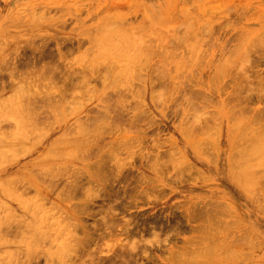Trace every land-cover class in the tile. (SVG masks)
Masks as SVG:
<instances>
[{"label":"rangeland","instance_id":"rangeland-1","mask_svg":"<svg viewBox=\"0 0 264 264\" xmlns=\"http://www.w3.org/2000/svg\"><path fill=\"white\" fill-rule=\"evenodd\" d=\"M262 81L264 0H0V263L264 264Z\"/></svg>","mask_w":264,"mask_h":264},{"label":"bare ground","instance_id":"bare-ground-1","mask_svg":"<svg viewBox=\"0 0 264 264\" xmlns=\"http://www.w3.org/2000/svg\"><path fill=\"white\" fill-rule=\"evenodd\" d=\"M115 29H116V28H115ZM117 29H118V28H117ZM117 29H116V30H117ZM118 30H119L118 33H120V29H118ZM124 30L126 31V28H124ZM111 31H113V29H112ZM111 31H110V32H111ZM129 32H130V31H128V29H127V33H129ZM125 33H126V32H125ZM112 34H113V32H112ZM112 34H111V35H112ZM121 35H122V34H121ZM127 35H128V34H127ZM114 36H115V35H114ZM124 36H126V35H124ZM111 37H112V36H111ZM118 37H119V39L121 38L120 36H118ZM122 37H123V36H122ZM114 38H115V37H113V39H114ZM116 38H117V37H116ZM124 38H125V37H124ZM130 38H131V37H130ZM133 38H134V37H133ZM133 38H132V39H133ZM119 39H118V40H119ZM121 39H122V38H121ZM110 40H111V39H110ZM128 40H129V38H128ZM148 40H149V39H148ZM104 41H105V40H104ZM107 41L110 42V41L108 40V37H107ZM112 41H114V40H112ZM116 41H117V39H116ZM116 41H115V43L117 44ZM119 41H120V40H119ZM123 41H124V39H123ZM125 41H126V40H125ZM135 41H136V40H135ZM146 41H147V40H146ZM151 41H152V40H151ZM105 42H106V41H105ZM131 42H132V41H131ZM131 42H130V43H131ZM148 42H149V41H148ZM121 43H124V42H121ZM121 43H120V44H121ZM125 43H126V42H125ZM149 43H150V42H149ZM102 44H103V43H102ZM128 44H129V43H127V46H128ZM132 44H133V43H131L130 45H132ZM110 45H111V44H109V46H110ZM112 45H113V44H112ZM114 45H115V44H114ZM114 45H113V47H114ZM143 45H145V44H143ZM105 46H106V45H105ZM116 46H117V45H116ZM132 46H133V45H132ZM141 46H142V45H141ZM147 46H148V45H147ZM147 46H146V47H147ZM150 46H151V45H150ZM111 47H112V46H111ZM128 47H129V46H128ZM144 47H145V46H144ZM144 47H142V48H143V49H147V48H144ZM129 48H130V47H129ZM132 48H133V47H132ZM132 48H131V49H132ZM143 49H142V50H143ZM126 50H127V49H126ZM129 50H130V49H129ZM137 50H138V49H137ZM111 51H112V48H111ZM133 51H134V48H133ZM135 51H136V50H135ZM244 53H245V52H244ZM244 53H243V54H244ZM240 54H241V53H240ZM241 56H243V55H241ZM231 58H232V57H231ZM231 58H230V59H231ZM197 59H198V58H197ZM234 59L236 60L235 57H234ZM195 60H196V59H195ZM231 60H232V59H231ZM226 61H227V60H226ZM233 62H234V60H233ZM236 62H237V61H236ZM223 63H224V62H223ZM225 64L228 65V63H225ZM220 65H221V64H220ZM217 67H218V66H217ZM226 67H227V66H226ZM50 68H51V67H50ZM223 68H224V67H223ZM223 68H222V69H223ZM44 69H45V68H44ZM51 69H52V68H51ZM55 69H56L55 72L57 73L58 68H55ZM216 69H217V68H216ZM222 69H221V71H222ZM225 69H226V68H224V70H225ZM46 70H47V69H46ZM46 70H45V71H46ZM226 70H227V69H226ZM226 70H225V71H226ZM50 71H51V70H50ZM53 71H54V68H53L51 74L53 73ZM215 71L217 72V70H215ZM219 71H220V69H219ZM219 71H218V73H219ZM221 71H220L219 74L222 73ZM227 71H228V70H227ZM227 71H226V72H227ZM228 72H229V71H228ZM46 73H48V71H47ZM46 73H45V74H46ZM224 73H225V72H224ZM224 73H222V74H224ZM230 73H231V72H229V74H230ZM49 74H50V72H49ZM51 74H50V75H51ZM54 74H55V73H53V76H54ZM46 75H47V74H46ZM68 75H69V74H68ZM71 75H72V74H71ZM212 75H213V73H212ZM48 76H49V75H48ZM72 76H73V75H72ZM72 76H71V77H72ZM244 76H246V78L249 77V75L247 76V75H245V74H244ZM244 76H243V77H244ZM49 77H50V76H49ZM51 77H52V75H51ZM54 77H55V76H54ZM54 77H53V78H54ZM53 78H52V79H53ZM67 78H70V76L67 77ZM72 78H73V77H72ZM212 78H213V77H212ZM250 78H251V77H250ZM250 78H248V79H250ZM49 79H50V78H49ZM54 79H55V78H54ZM68 80H69V79H68ZM70 80H73V79L70 78ZM236 80H237V79H236ZM236 80H235L236 84H237V82H238V85H240V84H241V83L239 82L240 80H237V81H236ZM241 80H242V79H241ZM211 82H213V81H211ZM214 82H215V81H214ZM235 82H234V84H235ZM245 82H246V83L249 82L248 85L253 86V83L251 84L250 80H247V81H245ZM47 83H48V80H47ZM69 83H70V81H69ZM216 83H217V82H215V84H216ZM220 83H221V82H220ZM239 83H240V84H239ZM259 83H260V82H259ZM34 84H35V83H34ZM36 84H37V83H36ZM210 84H211V83H210ZM215 84H214V85H215ZM224 84H225V83H224ZM230 84H231V83H230ZM260 84H261V83H260ZM262 84L264 85L263 81H262ZM70 85H71V84H70ZM73 85H74V82H73ZM212 85H213V84H212ZM238 85L234 88V91H235V89H237ZM248 85H246V86H248ZM263 85L261 86V88L263 87ZM30 86H31V85H30ZM32 86H33V84H32ZM34 86H35V85H34ZM215 86H216V85H215ZM221 86H222V85H221ZM255 86H258V85H255ZM216 87H217V86H216ZM227 87H229V86L227 85ZM239 87L242 88V84H241V86H239ZM239 87H238V88H239ZM221 88H222V87H221ZM221 88H220V89H221ZM259 88H260V86H259ZM261 88H260V90H262ZM224 89H226V88L224 87ZM222 90H223V88H222ZM238 90H239V89H238ZM242 90H243V89H242ZM260 90H258V92H259L260 94H258V93L256 92V93L258 94L259 97H260V95L263 96V94H264L263 92H260ZM236 91H237V90H236ZM239 91H240V90H239ZM31 93H32V92H31ZM237 93H239V92H237ZM242 93H243V92H242ZM242 93H240V94H242ZM262 93H263V94H262ZM220 94H221V93H220ZM245 94L248 95L247 92H245ZM245 94H243V95H245ZM252 94H253V92H252ZM23 95H24V94H23ZM31 95H32V94H31ZM223 95H224V94H223ZM223 95H221V96H223ZM229 95H230V94H229ZM231 95H232V94H231ZM231 95H230V96H231ZM234 95L236 96L237 94H234ZM254 95H255V94H254ZM21 96H22V94H21ZM21 96H19V97H21ZM36 96H38V95H36ZM255 96H257V95H255ZM19 97H18V99H19ZM226 97H227V96H226ZM228 97H229V96H228ZM231 97H232V96H231ZM237 97H239V96H237ZM243 97H245V96H243ZM243 97H239V99H242ZM246 97H247V96H246ZM259 97H258L257 99H259ZM21 98H22V97H21ZM232 98L234 99L235 97L233 96ZM232 98L229 97V100L232 99ZM51 99H52V98H51ZM248 99H249V98H248ZM30 100H32V99H30ZM30 100H27V104H26V106H28V103H29L28 101H30ZM46 100H47V99H46ZM52 100H53V99H52ZM229 100H227V101H229ZM235 100H237V99L235 98ZM25 101H26V100H25ZM25 101H24V102H25ZM227 101H226V102H227ZM231 101H232V100H231ZM243 101H245V100L243 99ZM54 102L56 103L57 101H54ZM58 102H59V101H58ZM58 102H57V103H58ZM232 102H234V101H232ZM237 102H239V100H238ZM237 102L235 103V106L239 105V103L237 104ZM22 103H23V102H21V104H22ZM60 103H61V102H60ZM229 103H230V102H229ZM229 103H228V105H229ZM23 104H24V103H23ZM52 104H53V103H52ZM226 104H227V103H226ZM236 104H237V105H236ZM240 104H242V103L240 102ZM24 105H25V104H24ZM29 105H31V104H29ZM18 106H21V105H18ZM26 106H25V107L22 106V108H25V109H23V111L26 110ZM56 107H57V106H56ZM56 107L54 106L53 108L56 109ZM239 107H240V106H239ZM19 108H21V107H18V108H16V109H19ZM65 108H66V107H65ZM68 108H69V107H68ZM240 108H241V107H240ZM14 109H15V108H14ZM27 109H29V107H28ZM30 109H31V108H30ZM32 109H33V107H32ZM58 109H59V108H58ZM238 109H239V108H238ZM241 109H242V108H241ZM241 109H240V110H241ZM8 110H9V109H8ZM65 110H66V109H65ZM65 110H64V111H65ZM228 110H229V109H228ZM230 110H231V109H230ZM11 111H12V110H11ZM14 111H15V110H14ZM19 111H21V109H20ZM28 111H29V110H28ZM28 111H26V112L28 113ZM31 111H32V110H31ZM53 111H56V110H53ZM58 111H59V110H58ZM58 111H56V112H58ZM66 111L69 112L68 109H67ZM70 111H72V109H71ZM238 111H239V110H238ZM9 112H10V110H9ZM21 112H22V111H21ZM26 112H25V113H26ZM72 112H74V110H73ZM75 112H76V111H75ZM227 112H228V111H227ZM233 112H234V111H233ZM235 112L237 113V111H235ZM32 113H33V111H32ZM29 114H30V113H29ZM55 114H56V113H55ZM231 114H232V113H231ZM234 114H235V113H234ZM16 115H17V114H16ZM19 115H20V114H19ZM25 115H26V114H25ZM27 115H28V114H27ZM32 115H34V114H32ZM32 115H31V116H32ZM60 116H61V113H60ZM231 116H232V115H231ZM239 116H240V115H239ZM20 117H21V116H20ZM24 117H25V116H24ZM24 117H23V118H24ZM32 117H33V116H32ZM57 117H59V115H58ZM235 117H236V116H235ZM21 118H22V117H21ZM21 118H19V119H21ZM27 118H29V117H27ZM233 118H234V117H233ZM25 119H26V118H25ZM4 120H5V119H4ZM23 120H24V119H23ZM29 120H30V119H29ZM31 120H32V119H31ZM31 120H30V121H31ZM28 122H29V121H28ZM28 122H27V123H28ZM231 122H232V121H231ZM239 122H240V121H239ZM0 123H1V122H0ZM23 123H26V122H23ZM233 123H235V125H236L237 122L234 121ZM14 124H15V123H14ZM28 125H30V124H28ZM242 125H243V124H242ZM23 126H25V124H23ZM233 127H234V126H233ZM235 127H236V126H235ZM57 128H58V127H57ZM237 128H238V127H237ZM25 129L27 130V128H25ZM28 129H29V128H28ZM23 131H24V130H23ZM12 132H13V131H12ZM12 132H11V133H12ZM25 132H26V131H25ZM11 133H10V134H11ZM195 133H196V132H195ZM195 133H194V134H195ZM258 133H259V132H258ZM22 134H23V132H22ZM24 134H25V133H24ZM22 136H23V135H22ZM238 136H239V134H238ZM257 136H258V135H257ZM239 137H240V136H239ZM262 137H263V136H262ZM262 137H261V138H262ZM240 138L242 139V136H241ZM238 139H239V138H238ZM241 139H239V140L241 141ZM259 139H260V138H259ZM259 139H257V140L259 141ZM21 140H22V139H21ZM239 140H238V141H239ZM261 140H262V139H261ZM261 140H260V141H261ZM15 141H16V140H15ZM238 141H237V142H238ZM18 142H19V141H18ZM249 142H250V141H249ZM239 143H240V142H239ZM241 143H242V142H241ZM251 143H252V142H251ZM257 143H258V142H255V144H257ZM260 143H261V142H259V144H260ZM263 143H264V142H263ZM242 145H243V144H242ZM248 145H250V143H249ZM251 145H252V144H251ZM253 145H254V144H253ZM263 146H264V144H263ZM254 147H255V146H254ZM257 148H258V147H257ZM255 149H256V148H255ZM246 151H247V150H246ZM249 151H250V149H249ZM252 151H253V150H252ZM260 151H261V150H260ZM2 152H3V151H2ZM261 152L263 153L264 151H261ZM0 153H1V152H0ZM246 153H247V152H246ZM239 154H240V153H239ZM260 154H261V153H260ZM109 155H110V154H109ZM108 157H109V156H108ZM108 157H107V158H108ZM243 157H244V156H243ZM251 157H252V156H251ZM261 157H262V156H261ZM107 158H106V159H107ZM240 158H241V156H240ZM248 158H249V156H248ZM104 159H105V158H104ZM104 159H102V161H104ZM106 159H105V160H106ZM237 159H239L238 156H237ZM241 159H243V158H241ZM253 159H254V158H253ZM100 160H101V159H100ZM100 160H99V161H100ZM109 160H110V158H109ZM235 161H236V159H235ZM263 161H264V159L262 160V162H263ZM262 162H260V163L258 162L259 165H260ZM95 164H96V162H95ZM231 164H233V163L231 162ZM235 164H237V163H235ZM248 164H249V162H248ZM102 165H104V164H102ZM233 165H234V164H233ZM99 166H100V165H99ZM96 167H97V165H96ZM107 167H108V166H107ZM233 167H234V166H233ZM241 167H242V166H241ZM99 168H100V167H99ZM99 168H98V169H99ZM105 168H106V167H105ZM108 168H109V167H108ZM249 168H250V166H249ZM258 168H260V167H258ZM261 168H262V167H261ZM100 169H101V168H100ZM100 169H99V170H100ZM231 169H232V168H231ZM238 169H239V167H238ZM253 170H254V169H253ZM253 170H252V171H253ZM104 171H105V169H104ZM233 171H234V170L232 169V172H233ZM235 171H236V169H235ZM239 171H240V170H239ZM107 172H108V171H107ZM239 173H240V172H239ZM253 173H254V172H253ZM254 174H255V173H254ZM93 175H94V174H93ZM233 175H234V173H233ZM238 175H239V174H238ZM240 175H241V174H240ZM81 176H82V175H81ZM236 176H237V175H236ZM253 176H254V175H253ZM101 177H102V175H101ZM101 177H100V179H101ZM80 178H81V177H80ZM102 178H103V177H102ZM256 178H257V177H256ZM89 179H90V178H89ZM247 180H248V179H247ZM258 180H259V179H258ZM12 182H13V180H12ZM15 182H16V180H15L13 183H15ZM89 182H90V181H89ZM4 183H5V182H4ZM77 184H79V182H78ZM77 184H76V185L74 184L75 186H73V187H76ZM13 185H14V184H13ZM79 185H81V184H79ZM246 185H247V184H246ZM8 186H9V184H8ZM114 187H115V186H114ZM78 188H79V187H78ZM80 188H81V186H80ZM86 188H87V187H86ZM86 188H84V189H86ZM88 188H89V187H88ZM12 190H13V189H12ZM69 190H70V189H69ZM113 190H114V189H113ZM74 191H75V190H74ZM84 191H85V190H84ZM68 192H69V191H68ZM86 192H87V189H86ZM90 192H91V190L89 191V193H90ZM114 192H115V191H114ZM71 193H73V192H71ZM78 194H79V193H78ZM115 194H116V192H115ZM73 195H74V194H72L71 196H73ZM76 195H77V194H76ZM85 196H86V193H85ZM90 196H91V195H90ZM92 196H93V192H92ZM93 197H96V196H93ZM63 198H66V197H63ZM74 198H76V197H74ZM90 198H91V197H90ZM84 199H86V198H84ZM92 199H93V198H92ZM94 200H95V198H94ZM86 201H88V198L86 199ZM118 201H120V200H118ZM90 202H91V201H90ZM93 202H94V201H93ZM123 202H124V201H123ZM125 202H126V201H125ZM91 203H92V202H91ZM183 204H185V203H183ZM86 205H87V204H86ZM74 206H75V205H74ZM110 206H111V205H110ZM123 206H124V205H123ZM129 206H131V205H129ZM129 206H128V207H129ZM91 207H92V206H91ZM183 207H184V206H183ZM110 208H111V207H110ZM85 209H86V208H85ZM85 209H84V210H85ZM118 209H119V207H118ZM88 210H90V208H89ZM116 210H117V209H116ZM124 210H125V209H124ZM126 210H127V209H126ZM191 210H192V209H191ZM79 211H80V210H79ZM81 211H82V210H81ZM86 211H87V210H85V212H86ZM111 211H113V210H111ZM76 213H77V212H75V215H76ZM83 213H84V211H83ZM111 213H112V212H111ZM111 213H110V215H111ZM79 214H80V213H79ZM122 214H123V213H122ZM126 214H127V213H126ZM84 215H85V214H84ZM87 215H88V214H87ZM89 215H90V214H89ZM116 215H117V214H116ZM118 215H119V214H118ZM133 216H134V215H133ZM121 217H122V215H121ZM123 217H124V216H123ZM123 217H122V218H123ZM126 217H127V216H126ZM210 217H211V215H210ZM80 218H81V217H80ZM117 218H118V216H117ZM205 218H206V217H205ZM75 219H76V218H75ZM113 219H114V218H113ZM115 219H116V217H115ZM129 219H131V218H129ZM203 219H204V218H203ZM203 219H200V220L203 221ZM212 219H213V218H212ZM79 220H80V219H79ZM84 220H85V218H84ZM101 220H102V219H101ZM111 220H112V219H111ZM80 221H82V220H80ZM80 221H79V222H80ZM104 221H105V223H107V222L109 223V221H106V219H105ZM114 222H115V221H114ZM118 222H119L118 224H120L122 221L120 222V221L118 220ZM80 223H81V222H80ZM100 223H101V222H100ZM105 223H104V224H105ZM116 223H117V222H116ZM122 223H123V222H122ZM110 224H111V223H109L108 226H110ZM123 224H124V223H123ZM126 224H127V223H126ZM126 224H124L125 227H126ZM146 224H147V223H146ZM149 224H150V223H149ZM127 225H129V224H127ZM131 225H132V223H131ZM198 225H199V224H198ZM201 225H202V224H201ZM207 225H208V224H207ZM207 225H204V226H207ZM71 226L73 227L74 225L71 224ZM76 226H77V225H76ZM106 226H107V225H106ZM166 226H167V225H166ZM77 227H78V226H77ZM77 227H76L75 229H77ZM115 227H116V224H115ZM115 227H114V228H115ZM129 227H130V226H129ZM188 227H189V226H188ZM198 227H199V226H198ZM202 227H203V226H202ZM202 227H201V228H202ZM209 227H211V226H209ZM97 228H98V227H97ZM97 228H96V229H97ZM109 228H110V227H109ZM203 228H205V227H203ZM98 229H99V228H98ZM157 229H159V228H157ZM157 229H156V230H157ZM191 229H192V228H191ZM197 229H198V228H197ZM199 229H200V228H199ZM90 230H91V229H90ZM94 230H95V229H94ZM110 230H111V229H110ZM114 230H115V229H114ZM117 230H118V229H117ZM121 230H122V229H121ZM125 230H127V234H129V233H128V228L125 229ZM159 230H160V229H159ZM71 231H72V230H71ZM74 231H75V230H74ZM80 231H81V230H80ZM98 231H99V230H98ZM103 231L106 232L105 230H103ZM103 231H102V232H103ZM130 231H131V230H130ZM133 231H134V230H133ZM139 231H140V230H139ZM162 231H163V230H162ZM77 232H79V231H77ZM102 232H101V234L103 235ZM112 232H113V231H112ZM115 232H116V231H115ZM121 232H122V231H121ZM124 232H126V231H124V229H123V234H125ZM142 232H143V231H142ZM153 232H156V231H153V229H151V232H150V233H153ZM165 232H166V231H165ZM202 232H203V231H202ZM70 233H72V232H70ZM79 233H80V232H79ZM81 233H82V232H81ZM81 233H80V235H81ZM93 233L95 234L94 231H93ZM97 233L99 234V232H97ZM113 233H114V232H113ZM117 233H118V232H117ZM131 233H132V231H131ZM131 233H130V234H131ZM143 233H144V232H143ZM145 233H146V232H145ZM147 233H148V232H147ZM159 233H161V231H160V232H157V234H156V233H153V235H154V236H155V234H156V235H159ZM203 233H204V232H203ZM210 233H211V232H210ZM74 234H75V232H74ZM74 234H73V235H74ZM84 234H85V233H84ZM109 234H111V233H109ZM130 234H129V235H130ZM163 234H164V232H163ZM166 234H167V233H166ZM204 234H206V233H204ZM0 235H1V234H0ZM2 235H3V231H2ZM39 235H40V234H39ZM87 235H88V234H87ZM95 235H97V234H95ZM105 235H106V234H105ZM105 235H103V236H105ZM107 235H108V234H107ZM107 235H106V236H107ZM111 235H112V234H111ZM139 235H140V234H139ZM142 235H143V234H142ZM174 235H175V234H174ZM176 235H177V234H176ZM4 236H5V235H4ZM84 236H85V235H84ZM84 236H83V237H84ZM93 236H94V235H93ZM99 236H100V234H99ZM103 236H102V238H103ZM113 236H114V235H113ZM136 236H137V235H136ZM143 236H144V235H143ZM143 236H142V238H143ZM168 236H169V235H168ZM75 237H77V236H75ZM80 237H81V236H80ZM80 237H79V234H78V238H80ZM139 237H140V236H139ZM139 237H138V238H139ZM156 237L158 238L159 236H156ZM193 237H194V236H193ZM195 237H196V236H195ZM200 237H201V238H199V237H198V238H199V239H202L203 236L200 235ZM204 237L206 238V236H204ZM78 238H77V239H78ZM98 238H101V237H98ZM124 238H126V236H125ZM140 238H141V237H140ZM160 238H161V237H160ZM162 238H164V237H162ZM166 238H167V235H166ZM198 238H197V240H198ZM39 239H40V238H39ZM122 239H123V238H122ZM131 239H132V238H131ZM136 239H137V238H136ZM143 239H144V238H143ZM195 239H196V238H194V240H195ZM206 239H207V238H206ZM239 239H240V238H239ZM0 240H1V238H0ZM102 240H103V239H102ZM123 240H124V239H123ZM162 240H165V239H162ZM186 240L188 241V240H190V239H186ZM197 240H196V241H197ZM203 240H204V238H203ZM37 241H38V240H37ZM41 241H42V239H41ZM41 241H40V242H41ZM92 241H93V238H92V237H88V236H86V237H84V238H82V239H79L78 243H76V242H75V243H76V245L79 246L78 248H80L82 245H84V247H83V249H84V248H85V245H87V244L89 245V243H91ZM120 241H122V240L120 239ZM127 241H128V240H126V241H124V242L122 241V244L125 243V242H127ZM131 241L134 242L133 239H132ZM141 241H142V239H141ZM165 241H166V240H165ZM190 241H191V240H190ZM200 241H201V240H200ZM1 242H2V240H1ZM38 242H39V241H38ZM93 242H94V241H93ZM96 242H97V241H96ZM136 242H137V240H136ZM138 242H140V239L138 240ZM143 242H145V240H143ZM194 242H195V241H194ZM197 242H198V241H197ZM220 242H221V241H220ZM29 243H31V242H29ZM33 243H34V242H33ZM68 243H69V242H68ZM114 243H115V242H114ZM116 243H117V242H116ZM127 243H128V242H127ZM129 243H130V242H129ZM163 243H164V241H163ZM190 243H191V242H190ZM190 243H189V244H190ZM195 243H196V242H195ZM36 244H37V243H36ZM91 244H92V243H91ZM131 244H132V243H130V246H132ZM133 244H135V242H134ZM143 244H145V243H143ZM196 244H197V243H196ZM200 244H201V242H200ZM69 245H70V244H69ZM69 245H68V244H67L66 246L61 245L62 248H59V247H60V246H59L58 249L61 250V249H63V247H64L63 250H64V252H65V247H67V246H68V248L72 249V247H71V246L69 247ZM73 245H74V244H73ZM94 245H95V244H94ZM197 245H198V244H197ZM100 246H101V245H100ZM76 247H77V246H76ZM120 247H123V246H120ZM199 247H200V246H199ZM199 247L196 246L195 248L197 249V248H199ZM201 247H202V246H201ZM204 247H205V246H204ZM221 247H222V245H221ZM78 248H77V249H78ZM86 248H88V247H86ZM86 248H85V249H86ZM89 248H90V247H89ZM151 248H152V247H151ZM202 248H203V247H202ZM202 248H201V249H202ZM66 249H67V248H66ZM130 249H131L130 252L128 251L129 253H127V254H130V256H132V254L135 253V252L137 251L138 248L136 249L135 247H131ZM146 249H147V247H146ZM181 249H182V248H181ZM203 249H204V248H203ZM63 250H61L60 252H63ZM68 250H69V249H68ZM68 250H67L66 252L69 254L70 252H68ZM138 250H139V249H138ZM182 250H183V249H182ZM182 250H180V251H182ZM187 250H188V249H187ZM219 250H220V248H219ZM70 251H72V250H70ZM77 251L79 252L80 249L77 250ZM189 251H190V249H189ZM201 251H202V250H201ZM205 251H207L206 248H205ZM205 251H204V254H205ZM58 252H59V251L57 250V253H58ZM60 252H59V253H60ZM112 252H113V251H112ZM139 252H140V251H139ZM139 252L136 253V254L139 255ZM145 252H146V251H144V250L142 251V253H145ZM190 252H191V251H190ZM192 252H194V251H192ZM52 253H53V252H52ZM59 253H58L56 256H58V255H60V256L63 255L62 253H60V254H59ZM71 253H72V255H73V252H71ZM71 253H70L69 255H71ZM79 253H80V252H79ZM81 253H82V252H81ZM81 253H80V254H81ZM121 253H122V252H121ZM146 253H147V252H146ZM146 253H145V254H146ZM196 253H198V252H196ZM45 254H46V253H45ZM45 254H44V255H45ZM127 254H125V255H126L127 259H128V258H130V256H127ZM148 254H149V252H148ZM148 254H147V255H148ZM167 254H168V253H167ZM179 254H181V252H180ZM186 254H189V252L186 251ZM202 254H203V253H202ZM50 255H51V253H50ZM50 255H49V256H48V255H45V257H46V256H47V257H51V259H54V263L57 262V261H55V260H56V259H55L56 257H55V258H52V255H53V254H52L51 256H50ZM72 255H71V256H72ZM118 255H120V256L122 257L123 254L121 255V254L119 253ZM169 255H170V254H169ZM169 255H167V256H169ZM175 255H176V254H175ZM205 255H206V254H205ZM207 255H209V254H207ZM211 255H214V254L212 253ZM53 256H55V255H53ZM87 256H89V257L91 258L90 254H88V253H87ZM172 256H173V255H171V258H172ZM176 256H177V255H176ZM184 256H185V255H184V253H183V257H184ZM189 256H190V255H189ZM196 256H198V255H196ZM203 256H204V255H203ZM72 257H73V256H72ZM72 257H71V258H72ZM82 257H83V255H82ZM121 257H120V259H121ZM123 257L125 258L124 255H123ZM169 257H170V256H169ZM173 257H175V256H173ZM198 257H199V256H198ZM201 257H202V255H201ZM204 257H205V256H204ZM212 257H213V256H212ZM34 258H36L35 255H34ZM58 258H59V260H60V257H58ZM73 258H74V257H73ZM112 258H114V256H113ZM171 258H170V260H171ZM186 258H187V257H186ZM192 258H193V253H192ZM192 258H191V259H192ZM199 258H200V257H199ZM199 258H198V261H199ZM207 258L209 259V257H207ZM207 258H204V259H207ZM62 259H63V258H62V256H61V262H62V264H63L64 261H63ZM78 259H81V258L79 257ZM115 259H116V258H115ZM137 259H138V258H137ZM189 259H190V258H189ZM189 259L187 260V261H188V262H187L188 264L190 263ZM35 260H36V259H35ZM70 260H71V261H70ZM70 260H69L68 263H69V264H73L72 262H74L76 259H74V261H72V259H70ZM81 260H82V259H81ZM112 260H113V259H112ZM112 260H110V261H111L110 263L115 264V263H113L115 260H114V261H112ZM117 260H118V258H117ZM129 260H130V259H128V261L126 260L127 263H125V264H128ZM131 260L133 261L132 258H131ZM135 260H136V258H135ZM143 260H144V259H143ZM143 260L141 259L140 261L142 262ZM183 260H184V259H183ZM194 260H196V257H195ZM79 261H80V260H79ZM91 261H92V260H91ZM126 261H125V262H126ZM132 261H131V262H132ZM172 261H173V260H172ZM172 261H171V262H172ZM192 261H193V259L191 260V263H192ZM196 261H197V260H196ZM202 261H203V260H202ZM61 262H60V264H61ZM66 262H67V261H66ZM83 262H85V260H84V261L82 260V263H83ZM115 262H116V261H115ZM136 262H137V261H136ZM174 262H175V261H174ZM200 262H201V261H200ZM200 262H199V263H200ZM1 263H2V262H1ZM1 263H0V264H1ZM7 263H8V262H7ZM38 263H39V262H38ZM52 263H53V262H52ZM54 263H53V264H54ZM79 263H80V262H79ZM117 263L121 264L120 262H117ZM172 263H173V262H172ZM193 263H194V262H193ZM196 263H197V262H196ZM2 264H4V262H3ZM8 264H9V263H8ZM20 264H21V263H20ZM22 264H23V263H22ZM55 264H56V263H55ZM57 264H58V263H57ZM83 264H84V263H83ZM92 264H93V263H92ZM94 264H95V263H94ZM122 264H123V263H122ZM133 264H134V263H133ZM202 264H203V263H202Z\"/></svg>","mask_w":264,"mask_h":264}]
</instances>
